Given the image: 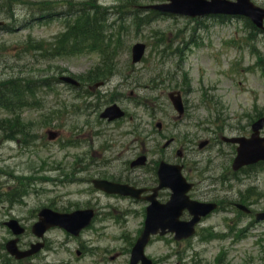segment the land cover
I'll return each instance as SVG.
<instances>
[{
    "label": "rangeland",
    "instance_id": "rangeland-1",
    "mask_svg": "<svg viewBox=\"0 0 264 264\" xmlns=\"http://www.w3.org/2000/svg\"><path fill=\"white\" fill-rule=\"evenodd\" d=\"M100 3L106 5H120L126 0H97ZM154 0H150L145 2L149 3ZM260 5L264 6V0H255ZM136 3H141L140 0H136ZM23 9V8H22ZM28 10L23 9L20 14H26ZM198 24L197 22L188 21V19H178L175 21L165 22H156L151 26L142 27V31L138 33L136 29H133L132 32L125 36V48L128 43L137 40H144L149 44V48L146 54V61L139 64V68H131L127 65H122L119 67V73L124 75V77L128 76L129 81L133 84L141 83L146 85L149 76L155 75L158 77V70L156 69L158 66L162 64L161 60L157 58V54H155L156 45L154 40L161 34L165 33L164 41H171L174 39V33L179 31H186L187 33L191 31V27H195ZM161 29L154 30L153 29ZM53 28L49 27H39L36 26L33 30V37H47L50 34ZM155 31H160V34H157ZM27 32H18V33H5L0 34V78L15 76V75H23L26 76L27 73H31L33 76H40L45 68L63 70V71H72L76 74H81L89 69L91 65H94L97 62V58L95 55H91L89 57H66V58H58L52 60H46L39 55H35L32 53L35 52H27L24 39V34ZM50 34V35H48ZM193 33H191L192 35ZM196 37L194 38L196 43H192L191 35L185 38L187 44H183V46H187L185 49L184 57V70L188 72L190 79H192L191 86L189 89H192L194 92L190 95V99L194 100L193 97L199 99L200 97H206L209 95L215 104L220 106L219 113L221 116V120L228 121L225 124L236 123L237 119H241V115L245 113V119L247 115L250 114L253 110H249L247 108L248 104L252 101H260V104L264 103V80L256 74L248 73L246 70L247 62L249 59V42H248V30L242 25L241 22H227V23H217L215 21H208L207 27L202 29H198L196 32ZM34 39V38H33ZM37 39V38H36ZM37 40H45L37 39ZM25 41V42H24ZM46 41V40H45ZM20 42H23L19 44ZM49 43V42H48ZM47 43H44L46 45ZM131 44V45H132ZM154 47V49H153ZM261 50H264V47H260ZM125 51V49H123ZM127 52V51H126ZM125 61L124 59L122 60ZM137 67V66H136ZM134 69V70H133ZM166 74V73H165ZM184 74V72H183ZM162 79V77H161ZM184 77L181 74L175 75L174 81L172 84L183 85ZM125 84V82L123 81ZM143 85V86H144ZM66 91L68 89H65ZM207 90V94H206ZM43 91L41 92V94ZM50 101L47 104V108H45L39 114L37 111L35 112H24L25 119H32L33 121H38L39 118L44 116V112L55 109V111H59L57 107L63 105V100L55 94L50 95ZM208 99V98H207ZM193 102H191L192 106ZM247 108V109H246ZM200 119L196 118L199 127L189 126L192 124V121L189 119L184 123L181 127L176 128L174 124V131L172 135H176L178 137L179 144H187L191 145V141L195 144L199 142L197 139V133L204 132L202 128L206 126L209 127L211 122H206L207 117L209 115V111L205 106H201L200 108ZM217 108L212 109L213 116H217L216 114ZM190 112L192 114H196L197 110L191 108ZM6 115L3 110H0V117ZM57 115H61V120L65 122L64 125L74 127L76 124L85 128L84 118L76 119L73 118L70 114H65V111H61ZM94 117V115H92ZM210 119H213L210 117ZM213 120H216L215 118ZM93 122L97 125V133L90 135L91 141L89 142V150H94L95 153L106 151L105 146L108 144L112 149V153L119 152L120 145L112 146L114 140L116 138H122L123 144H127V142L132 138V135L123 137L121 136L124 132L120 130L116 125H106L102 124L99 121L89 116V124ZM219 122V121H218ZM216 122V123H218ZM58 129L62 132V134L68 133V128L63 126L62 124L58 125ZM154 131V128H153ZM150 134V133H148ZM147 134V135H148ZM43 129L39 132L40 142L44 143V139L42 138ZM146 134H142V141L144 142V137ZM206 135H208L206 133ZM86 134L83 135V137ZM115 138V139H114ZM190 140H187V139ZM132 143H128L131 145ZM11 146H18L17 143L14 142H5L0 141V167L4 168L5 166V154L11 152ZM51 148L56 149L55 145H50ZM49 147V148H50ZM128 155V154H127ZM125 155V156H127ZM97 157L96 155H94ZM61 159L60 157H57ZM98 158V157H97ZM114 162H117L115 165H122L125 163L126 159L120 158L116 154L113 155ZM33 163H27L21 165L19 168L20 171L23 168L24 171L30 172V169L33 167L32 164H37V160L34 159ZM22 162V159L18 160V163ZM99 174H108L110 170L108 167L101 168L99 167ZM95 172L96 170H91L89 173ZM25 173V172H24ZM196 176V172L193 171ZM264 177V174H263ZM5 176L0 174V179H4ZM90 198V194H89ZM259 207H264V203L259 204ZM141 206H139V209ZM223 215L216 213L208 219L207 225L210 226H221ZM141 221V217L139 215L133 216L128 223H115L114 220H103L99 219L93 229L89 230V238L93 239L94 243L100 244L104 247H110L115 250H125L128 252V243L125 234L127 233V237L132 239L135 237L137 230L139 229V223ZM264 233V228L255 231V235ZM257 237H251L250 242L253 243ZM169 237L167 239L154 240L149 248V254L152 257H159V264H186V260L189 261L188 264H206L210 261H216V257L219 255L218 252V244L217 241H212L210 243H205L203 241L199 242L197 239L194 242V245L189 249L180 246L178 249L181 250V254L186 253L188 257L183 260H180L179 256H170L174 253L171 250L172 244L168 242ZM106 243V244H105ZM248 248L249 247H242ZM242 248H236L231 254V259L233 260L232 264H243L245 260L249 259L251 256L253 259H256L259 254L258 252H249V250H245ZM257 250V248H254ZM124 252V251H123ZM114 252H110L107 255L101 257H95L93 255H89V264H126L125 262L129 259V254H122L117 260L109 261V257ZM196 260V261H195ZM256 264H260L257 263Z\"/></svg>",
    "mask_w": 264,
    "mask_h": 264
},
{
    "label": "bare ground",
    "instance_id": "bare-ground-1",
    "mask_svg": "<svg viewBox=\"0 0 264 264\" xmlns=\"http://www.w3.org/2000/svg\"><path fill=\"white\" fill-rule=\"evenodd\" d=\"M18 21H19V22H23V21H24V18L20 16V17L18 18Z\"/></svg>",
    "mask_w": 264,
    "mask_h": 264
},
{
    "label": "trees",
    "instance_id": "trees-1",
    "mask_svg": "<svg viewBox=\"0 0 264 264\" xmlns=\"http://www.w3.org/2000/svg\"><path fill=\"white\" fill-rule=\"evenodd\" d=\"M89 35H90L89 37H91V36L93 35V33H92V34H90V29H89Z\"/></svg>",
    "mask_w": 264,
    "mask_h": 264
}]
</instances>
